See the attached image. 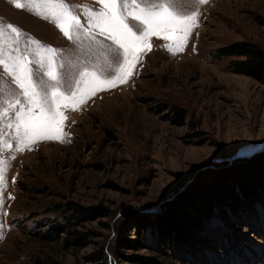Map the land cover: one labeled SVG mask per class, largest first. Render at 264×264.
Instances as JSON below:
<instances>
[{
    "label": "rangeland",
    "instance_id": "obj_1",
    "mask_svg": "<svg viewBox=\"0 0 264 264\" xmlns=\"http://www.w3.org/2000/svg\"><path fill=\"white\" fill-rule=\"evenodd\" d=\"M67 2L100 8L96 0ZM173 2L197 13L183 51L173 54L151 37V51L127 83L65 110L64 142L40 140L16 151L12 140L0 153L9 163L0 191V264H264V194L222 209H200L191 195L216 187L211 177L225 170L234 187L241 165L234 162L264 153V84L234 72L240 58L219 54L243 42L264 51V0ZM0 21L57 49L62 82L68 72L103 62L97 42L111 44L99 30L95 40L82 33L69 40L9 0H0ZM0 78L19 91L2 68ZM257 173L250 168L244 176ZM181 197L168 216L164 207ZM202 208L207 218L198 230L180 227L200 221ZM133 213L164 217L167 229L141 230ZM98 251L103 259L94 262Z\"/></svg>",
    "mask_w": 264,
    "mask_h": 264
},
{
    "label": "snow or ice",
    "instance_id": "obj_2",
    "mask_svg": "<svg viewBox=\"0 0 264 264\" xmlns=\"http://www.w3.org/2000/svg\"><path fill=\"white\" fill-rule=\"evenodd\" d=\"M9 2L54 23L69 40L81 33L95 40L93 30H99L111 44L97 42L103 62L84 65L74 75L68 72L62 82L55 60L57 49L0 21V68L19 90L13 92L0 78V153L14 147L12 140L16 151L40 140L64 142L65 110H77L97 92L127 83L141 54L151 51V37L167 42L162 47L175 54L183 51L192 29L198 27L197 13L181 10L183 6L173 0H96L99 10L70 5L67 0ZM196 2L205 4L208 0ZM59 67L64 69L65 65ZM8 166V161L0 159V191L6 185Z\"/></svg>",
    "mask_w": 264,
    "mask_h": 264
},
{
    "label": "trees",
    "instance_id": "obj_3",
    "mask_svg": "<svg viewBox=\"0 0 264 264\" xmlns=\"http://www.w3.org/2000/svg\"><path fill=\"white\" fill-rule=\"evenodd\" d=\"M219 54H221L223 57H228V56L233 57L234 56V57L240 58V60L233 62L232 64L234 72L241 76L245 75V76L251 77L254 80H256L258 83L264 84V51L261 48H258L254 44L248 43V42L234 43V44L227 45V47L220 49ZM249 156H251L249 159L247 158L246 160H237L236 162H234V164L235 163L241 164V165L235 166L236 172L234 171L235 172L234 173L235 174L234 176L235 186L234 187L230 188L231 181H226V178L228 180L232 177V175L230 176L228 174V170H225L224 172L223 171L218 172L216 176L211 177L214 184H216V187L206 188V191L203 192L204 195L202 194L197 195V192H196L197 189L192 188L193 191L191 192V195L192 196L196 195L194 199L192 200V203L194 201L196 205L200 206V209L201 207H204V208L206 207L204 204H207L208 206H211L213 204L215 209L216 207H219L220 209H222V207H224L226 203L228 205L232 201L239 203V202H244L246 200L247 202V200L251 201L252 199H254L257 193L259 194V196L263 195L264 194V153L255 152ZM238 166L239 168H237ZM250 168H253L255 169V171L260 172V173H257L256 176H253L255 177V179L250 175L244 176L245 171L249 170ZM225 173H227L226 176H225ZM223 174H224V177L222 178L224 179H223V183L221 184V181L218 178H220ZM239 174L243 175V177H240ZM244 178H246L247 181H245ZM231 180L233 181V178H231ZM256 189L258 190V192L256 191ZM186 195H190V193ZM183 198L184 197H181L180 199L175 201L176 205L168 204L164 207V210L167 211L168 216L175 215L178 205L181 206L180 200ZM230 207L231 206H229V208ZM202 210L203 212L199 214L200 221L194 223V220L190 219L187 221V223L184 226H180V225L178 226L182 228L188 227L190 231L194 229L198 230L199 222L205 221L207 218V214L205 212L206 210H204L203 208ZM195 211L198 212L197 210ZM130 217L132 218L135 226L137 228H140L141 230H144L148 226H155V225L159 227H163L164 229H167V227L163 225L164 217H161V216H160V219L158 220L159 222L156 221L157 217H154L153 219H151L149 218L148 215L143 214V213H139V214L133 213V214H130ZM188 218L189 216L188 214H186L184 220ZM173 232H171V234ZM168 240H169V236L165 239V242ZM128 242H133V241H128ZM101 259H103V254L101 251L100 252L98 251L91 256V260H93L94 262H99Z\"/></svg>",
    "mask_w": 264,
    "mask_h": 264
}]
</instances>
